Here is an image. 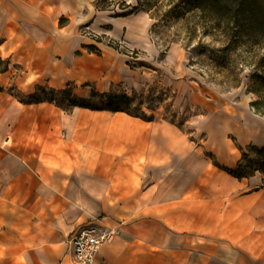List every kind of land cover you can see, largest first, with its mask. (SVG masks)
I'll list each match as a JSON object with an SVG mask.
<instances>
[{
	"label": "crops",
	"instance_id": "crops-1",
	"mask_svg": "<svg viewBox=\"0 0 264 264\" xmlns=\"http://www.w3.org/2000/svg\"><path fill=\"white\" fill-rule=\"evenodd\" d=\"M75 51L63 58L66 86L84 99L88 82L104 92ZM53 122L62 137L44 131L37 152H22L23 162L11 152L1 163L0 264H75L69 239L99 220L118 234L93 264H246L247 256L264 264V176L240 180L222 168H234L241 153L220 165L173 125L149 128L121 111L78 106ZM257 127L246 129L250 145L260 146ZM218 148L232 153L228 143Z\"/></svg>",
	"mask_w": 264,
	"mask_h": 264
},
{
	"label": "rangeland",
	"instance_id": "rangeland-1",
	"mask_svg": "<svg viewBox=\"0 0 264 264\" xmlns=\"http://www.w3.org/2000/svg\"><path fill=\"white\" fill-rule=\"evenodd\" d=\"M63 4L68 10H60ZM72 49L85 56L83 72L100 78L104 92L92 91L98 81L88 82L84 100L67 88L63 58ZM0 55L11 62L0 74V168L11 152L19 162L22 152H37L44 131L62 137L53 122L59 116L79 105L101 109L108 94L149 128L173 125L186 133L220 165L254 143L246 129L260 126L255 139L264 145V113L253 106L259 98L252 92L264 73V45L222 36L189 0H0ZM58 70L61 77L51 79ZM224 143L231 154L218 148ZM245 262L263 264L248 256Z\"/></svg>",
	"mask_w": 264,
	"mask_h": 264
},
{
	"label": "trees",
	"instance_id": "trees-1",
	"mask_svg": "<svg viewBox=\"0 0 264 264\" xmlns=\"http://www.w3.org/2000/svg\"><path fill=\"white\" fill-rule=\"evenodd\" d=\"M193 4V9L199 11L209 24L211 29L220 33L230 40L237 43L242 42L248 46L264 45V0H189ZM125 6V8H128ZM138 5L133 7L137 10ZM95 49L93 45L89 47ZM0 61L7 65V68L0 69V72L8 70L9 61ZM262 66L264 67V60ZM258 85L252 92L258 95V100L253 102V106L258 113H264V73L257 77ZM67 88H71L68 86ZM67 90V89H65ZM93 93V92H92ZM93 97V94H92ZM105 107L98 109L90 105H79L97 110H109L113 112H126L130 115L140 117L133 114L129 108H120L116 101L120 98L117 95L108 94ZM83 99L84 98H81ZM216 165H218L216 163ZM219 166V165H218ZM222 167V166H221ZM229 174L238 178H250L256 173L264 176V146L250 145L247 150L242 152V156L234 168L222 167Z\"/></svg>",
	"mask_w": 264,
	"mask_h": 264
},
{
	"label": "built area",
	"instance_id": "built-area-1",
	"mask_svg": "<svg viewBox=\"0 0 264 264\" xmlns=\"http://www.w3.org/2000/svg\"><path fill=\"white\" fill-rule=\"evenodd\" d=\"M117 234L116 227L102 220L79 228L68 241L75 264H93L97 252L102 246L113 242Z\"/></svg>",
	"mask_w": 264,
	"mask_h": 264
}]
</instances>
